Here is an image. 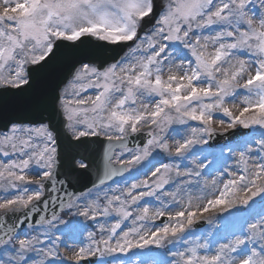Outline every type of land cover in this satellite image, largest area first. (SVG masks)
<instances>
[{"label": "snow or ice", "instance_id": "6c2138e0", "mask_svg": "<svg viewBox=\"0 0 264 264\" xmlns=\"http://www.w3.org/2000/svg\"><path fill=\"white\" fill-rule=\"evenodd\" d=\"M93 258L264 264V0H0V264Z\"/></svg>", "mask_w": 264, "mask_h": 264}, {"label": "water", "instance_id": "95a60500", "mask_svg": "<svg viewBox=\"0 0 264 264\" xmlns=\"http://www.w3.org/2000/svg\"><path fill=\"white\" fill-rule=\"evenodd\" d=\"M126 50V49H125ZM123 53L121 52V55H122ZM247 131H249V130H238V131H236V135H228V136H226V137H218L215 141H216V143H218V142H221V143H228V142H233V141H235V140H237L238 138H239V135L241 134V133H245V132H247ZM216 143H214V144H216ZM96 147H98L97 145H93V148H96ZM101 147V150H102V146H100ZM91 159L93 160V161H95V159H96V157H95V154H93L92 156H91ZM87 179L88 178H84V180L82 181V183H86L87 182ZM80 185H76V187H79ZM54 195L56 194V193H53ZM53 207V204L52 203H50L49 204V208H48V210H49V212L51 211V208ZM40 211L41 212H43V208H42V206H41V208H40ZM203 225H201V227H202Z\"/></svg>", "mask_w": 264, "mask_h": 264}, {"label": "rangeland", "instance_id": "374dc122", "mask_svg": "<svg viewBox=\"0 0 264 264\" xmlns=\"http://www.w3.org/2000/svg\"><path fill=\"white\" fill-rule=\"evenodd\" d=\"M256 138L258 139L259 137L257 136ZM219 146H222V145H218L217 147H219ZM208 178L211 179V177H208ZM203 227H205V226H203ZM106 259H109L110 260V258H106ZM94 264H99V258H97V260H96V262Z\"/></svg>", "mask_w": 264, "mask_h": 264}]
</instances>
